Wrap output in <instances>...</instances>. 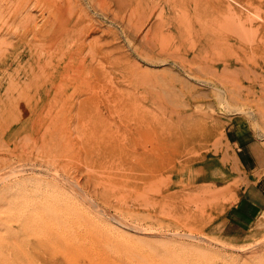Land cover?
I'll return each instance as SVG.
<instances>
[{
  "label": "rangeland",
  "instance_id": "1",
  "mask_svg": "<svg viewBox=\"0 0 264 264\" xmlns=\"http://www.w3.org/2000/svg\"><path fill=\"white\" fill-rule=\"evenodd\" d=\"M234 130L264 0H0V264H264Z\"/></svg>",
  "mask_w": 264,
  "mask_h": 264
},
{
  "label": "crops",
  "instance_id": "2",
  "mask_svg": "<svg viewBox=\"0 0 264 264\" xmlns=\"http://www.w3.org/2000/svg\"><path fill=\"white\" fill-rule=\"evenodd\" d=\"M229 133L230 142L238 146L237 157L248 179L237 213L243 222H251L264 213V145L247 132L234 130Z\"/></svg>",
  "mask_w": 264,
  "mask_h": 264
},
{
  "label": "bare ground",
  "instance_id": "3",
  "mask_svg": "<svg viewBox=\"0 0 264 264\" xmlns=\"http://www.w3.org/2000/svg\"><path fill=\"white\" fill-rule=\"evenodd\" d=\"M37 1H38V0H37ZM54 6H55V5H54ZM53 8H54V7H53ZM59 12H60V11H59ZM70 13H72V12H70ZM70 13H69V14H70ZM68 17H69V16H68ZM56 18H57V17H56ZM77 18H78V17H77ZM24 20H25V19H24ZM55 20H56V19H55ZM76 20H77V19H76ZM68 21H69V20H68ZM66 22H67V21H65V25L67 24ZM54 24H56V23H54ZM72 24H73V23H72ZM72 24H71V25H72ZM75 24H76V23H75ZM48 25H49V24H48ZM46 26H47V24H46ZM46 26H45V28H46ZM62 26H63V25H62ZM73 26H75V25H73ZM37 27H38V26H37ZM39 27H40V26H39ZM64 27H66V26H64ZM69 27H70V26H69ZM53 29H54V28H53ZM14 176H15V175H14ZM123 222H124V221H123Z\"/></svg>",
  "mask_w": 264,
  "mask_h": 264
}]
</instances>
